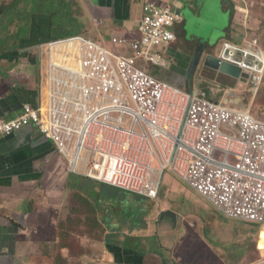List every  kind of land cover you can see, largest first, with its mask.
<instances>
[{"label": "built area", "instance_id": "obj_1", "mask_svg": "<svg viewBox=\"0 0 264 264\" xmlns=\"http://www.w3.org/2000/svg\"><path fill=\"white\" fill-rule=\"evenodd\" d=\"M231 1L249 14L246 0ZM143 10L139 37L119 39L122 50L82 36L46 43L40 101L1 124L0 139L32 125L74 175L158 200L170 172L227 218L264 228V120L153 74L148 65L165 66L181 14ZM249 41L223 42L217 56L258 85L264 52Z\"/></svg>", "mask_w": 264, "mask_h": 264}, {"label": "crops", "instance_id": "obj_2", "mask_svg": "<svg viewBox=\"0 0 264 264\" xmlns=\"http://www.w3.org/2000/svg\"><path fill=\"white\" fill-rule=\"evenodd\" d=\"M60 1L62 6H56L54 12L43 10L28 19L24 17L26 34L21 35L17 46L0 53V125L20 116L24 105L39 103L47 71L46 43L82 36L112 50H122L117 43L119 39L139 37L143 9L147 3L172 6L181 14L176 26L177 39L164 48L165 66L153 65L149 68L153 74L188 91L202 90L198 87L202 82H249V79H235L203 67L193 76L191 83L188 81V71L199 40H187L186 15H201L213 21L217 15L215 11L230 13L231 22L224 31L225 37L223 33H218L217 42L223 40L221 44L230 41L239 45L235 40L237 31L245 30V37L248 24L256 23L258 27L260 21L253 19L252 11L248 10L247 15L246 11L237 9V2L234 5L231 0H73L70 4ZM249 40H243L241 45ZM78 177L81 176L69 171L66 160L57 153L52 141L36 128L22 129L0 139V264H49L58 255L57 259L63 258L64 262L73 264L75 254L68 247L59 245L61 237L56 232L66 211L68 197L71 203L74 197L71 198L68 191L78 190ZM208 204L224 218L233 220ZM166 211L173 212L178 221H174L172 214L161 219V214ZM183 214L169 205L160 213L161 235L172 242L165 250H177L179 240L186 245L184 241L190 235L187 237V233L181 232L178 227L180 220L185 221ZM172 232L176 235L171 236ZM208 236L211 241L207 242L213 246L207 242L205 245L213 256L203 257L199 252L183 246L188 264H197L202 257L207 263L214 262L215 258L222 261L215 250L216 246L221 248L220 242L214 239L212 233ZM138 237L131 238L127 243H124V238L122 243L115 245L107 242L111 252L108 248L99 251L97 260L92 258V251L83 254L80 259L84 264H89L91 260L95 264H159L158 260L151 263L154 261L151 259L162 255L160 248L157 247L159 251L154 253L156 248H144L143 243H137V247L130 246ZM57 244L60 248L58 254L55 249ZM165 259L162 258L163 263Z\"/></svg>", "mask_w": 264, "mask_h": 264}, {"label": "rangeland", "instance_id": "obj_3", "mask_svg": "<svg viewBox=\"0 0 264 264\" xmlns=\"http://www.w3.org/2000/svg\"><path fill=\"white\" fill-rule=\"evenodd\" d=\"M64 1L70 4L73 0ZM12 2L13 0H0V17L3 16V9ZM250 2L247 1L248 6L250 5L248 10L252 11L251 15L256 22L260 21V26L257 32L250 30L253 35L248 39L257 38L259 47L264 52V0H250ZM56 3L58 7L62 6L60 0H56ZM215 14L223 18L220 34L223 33L222 36L225 37L224 31L231 22L230 13L223 14L215 11ZM255 25L256 23L252 24L253 27H257ZM204 27L208 28L209 25L205 22ZM17 32V29L12 26L10 30L2 32L5 33L2 34L3 36L0 35V41L6 50L9 49L8 46L14 47L18 44L19 41H15ZM244 32L245 30L237 31L235 40L239 42V45L245 40ZM25 34L24 31L21 35ZM217 37L218 34H215L213 38L215 45H220L223 40L217 42ZM221 45L215 48V53L219 51ZM148 66V69L154 67L150 64ZM198 87L207 93L210 100L217 103L221 101L234 108L250 111L264 120V77L258 85L249 80V82H202ZM226 99L231 102L228 103ZM81 178L86 187L76 192L68 191L71 198L74 197L72 203L68 197L66 211L62 214L59 231L56 232L61 237L59 245L68 247L71 253L75 254L76 259L72 261L73 264H84L80 257L90 251L94 252L92 258L97 260L99 251H106L108 248L106 244L109 236H113L114 241L119 244L124 238V242L127 243L131 238L140 236L134 239L130 246L137 247V243H143L144 248H156L153 250L154 253H158L160 248L162 255L159 258L153 256L151 260L154 261L151 263L158 260L159 264H188V256L184 254L183 246L199 252L203 257L204 255L213 256L209 254L210 249L205 245V242L211 241L209 233H212L214 239L220 242L221 247L219 249V246H216L215 250L220 254L222 261L215 258L212 264H264V228L254 223L224 218L208 202L196 195L197 193L186 183L170 172H166L163 176L158 200ZM166 205L186 214H183L186 216L185 221L180 220L178 227L182 230L181 232L187 233V237L188 234L190 235L189 239L184 241L186 245L179 240L180 245L177 250L172 251L164 249L171 246L172 242L161 235L163 229L160 226V213ZM175 235L173 233L171 236ZM207 244L211 245L209 242ZM59 245L55 247L56 254L60 251ZM109 252H111L110 249ZM58 256L49 264H69L67 261L64 262L63 258L57 259ZM203 257L197 264H211L207 263ZM162 258L169 261L165 259L163 263ZM94 260L89 261V264H95Z\"/></svg>", "mask_w": 264, "mask_h": 264}, {"label": "water", "instance_id": "obj_4", "mask_svg": "<svg viewBox=\"0 0 264 264\" xmlns=\"http://www.w3.org/2000/svg\"><path fill=\"white\" fill-rule=\"evenodd\" d=\"M209 25L208 28L204 27V23ZM223 18L216 16L215 19L209 20L204 16L186 15V31L188 33V41L193 42L194 38L199 40L198 46L194 52L193 60L190 70L188 71V81L191 83L193 76L203 67L204 69L215 71L235 79H249V74L243 72L241 68L236 65L230 64L221 60L215 50L214 35L220 33ZM32 128L28 126L24 129ZM45 136V135H43ZM46 137V136H45ZM47 138V137H46ZM172 214L174 221H178V217L171 211H166L161 214V219L165 216Z\"/></svg>", "mask_w": 264, "mask_h": 264}, {"label": "trees", "instance_id": "obj_5", "mask_svg": "<svg viewBox=\"0 0 264 264\" xmlns=\"http://www.w3.org/2000/svg\"><path fill=\"white\" fill-rule=\"evenodd\" d=\"M56 6L58 7L56 0H13L11 4H9L3 9V14H2L3 16L0 17V35L3 36L2 34H5V33H2V32H4L5 30H10L11 27L13 26L19 32V33L17 32L16 38H15L16 39L15 41L18 42L21 38L20 37L21 34L25 31V28L27 26L25 22L26 20L23 21L24 17H27L28 19L31 17V15H35L38 12H41L43 10L54 12V8L56 9ZM241 14H245V13H241ZM259 25L258 27H253L252 24L249 23L248 31L250 32V30H255V32H257V30L259 29ZM8 47H9L8 50L12 48L11 46H8ZM5 51L7 50L4 47V44L0 41V53H3ZM78 181H79L78 189L84 190L85 189L84 187L86 186L82 183V178L78 177ZM90 181L93 182L94 180H90ZM94 182H97V181H94ZM97 183H100V182H97ZM102 185H106V184H102ZM114 240L115 239L113 236H109L107 242L108 244L115 245L117 244V242Z\"/></svg>", "mask_w": 264, "mask_h": 264}, {"label": "bare ground", "instance_id": "obj_6", "mask_svg": "<svg viewBox=\"0 0 264 264\" xmlns=\"http://www.w3.org/2000/svg\"><path fill=\"white\" fill-rule=\"evenodd\" d=\"M231 101L230 100H228V103H230ZM236 102H238V101H236ZM244 110V109H243ZM245 111H247V110H245Z\"/></svg>", "mask_w": 264, "mask_h": 264}]
</instances>
